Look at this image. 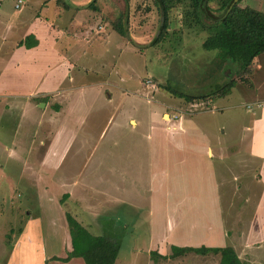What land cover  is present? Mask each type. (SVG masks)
Masks as SVG:
<instances>
[{"label":"crops","instance_id":"obj_1","mask_svg":"<svg viewBox=\"0 0 264 264\" xmlns=\"http://www.w3.org/2000/svg\"><path fill=\"white\" fill-rule=\"evenodd\" d=\"M15 1L12 0L15 11L12 8L8 12L3 9L0 0V159L3 154L9 157L14 163L13 170L17 177H24L25 181L30 180V189L37 204L28 211L26 222L24 221L23 229L17 237L5 241L3 236H0V264H23L25 249L34 256V264H80L74 260L76 256L70 257L66 262L50 260L52 255L64 257L70 249L68 225L64 216L68 199L73 204L71 197L80 198L74 199L75 211L72 213L89 218L87 222L78 218L81 219L78 220L80 223L85 222L86 228L88 223L96 220L95 213L107 214L111 207L118 203L138 209L147 210L148 207L153 215V199L156 201L154 186H149L147 205L139 207L130 201L121 200L118 195L106 197L110 193L106 194V190L99 186L92 188V192L84 193L80 187H87L88 180L79 176L86 161L92 158L97 164L93 167L94 175L90 176L91 178L99 176L101 165H104V170L108 172L116 169L113 163H107L108 160L99 156L98 151L104 144L99 143L97 139L108 122L112 121L115 110L119 108L114 104V94L117 93L120 100L122 97L128 99L124 83H127L131 76L128 75L130 64L121 57L127 53L139 56L146 47L141 50L138 46L146 42H141L138 35L130 32L129 19L127 26L124 24L129 30V40L121 41V34L113 28V21L120 17L123 8L122 0H112L116 8L109 7L106 0H101L98 5L94 3L96 16L77 10L88 7L89 0H67L70 4L68 8L58 6L55 0H20L19 6L14 7ZM26 6L30 7L27 13L22 10L19 12L18 9ZM87 16L93 17V23ZM97 16L99 20H96ZM126 16L123 14L121 20ZM103 20L109 21V29H103ZM29 34L34 35V45L25 47L24 44L18 43ZM256 57L257 55L253 57L251 64L255 69L259 66ZM149 82L152 84L154 81L149 79ZM255 96L247 102V106L254 103L260 111L252 123V126L255 125V137L251 140L253 158L250 160L260 159L257 160L259 164L255 168L258 177L257 188L247 187L249 197L247 196L246 200H249V205H253L256 211L263 206L264 197V139L256 138L262 130L264 131V93ZM211 99L207 102H211ZM169 104L171 105V101ZM161 117L160 111V119ZM170 118L167 117V122H163V125L150 126L149 133L156 130L152 144H148L152 159L149 160L152 165L151 181H160L159 177L166 175L172 158L179 154L181 160L187 161L186 168L184 166L181 169V176H184V172L192 173L191 171L200 169V166H193L191 159L199 164L203 162L202 171L205 170L206 175L211 176L213 166L211 168L210 163L223 158L215 157L220 155L218 150L222 151L223 147L232 145V142L213 143L211 136L200 124L182 120L168 123ZM172 118H176L175 114H172ZM122 119H118L119 126L123 125ZM124 122L127 131L136 129L138 123L132 114H125ZM191 131L194 133L191 134ZM163 132L166 134V140L159 139ZM254 144L258 147L255 148ZM113 145L114 142L110 141L105 147L111 149ZM65 162L67 165L77 163L74 166L81 167L59 172ZM59 174L64 185L59 183ZM51 183H54V188L58 185L59 192L64 189L63 192L67 194L64 203L57 198L60 194L56 195L57 192L51 187ZM74 185H78L79 192H73ZM183 188L181 204L175 200L174 206H171V214H168L172 215V221H166L168 226L156 244L159 247L158 253H165L170 243L194 246L226 244L234 249L241 260L247 261V248L250 244L260 241L264 232L253 226L256 216L250 220L243 219L237 232L232 229L233 221L221 215L220 208H234L235 203L230 196L236 193V189L232 186L226 189L227 191L221 190L219 186L215 188L213 203L218 207L220 219L212 225L203 223L197 215L187 212L188 208L196 209L198 200L189 194H183ZM226 194L230 196L222 197ZM81 197H87L85 203L91 205H85ZM52 199L56 203L51 202ZM91 199L94 201L91 202ZM243 200L244 198H239L240 202ZM43 227L45 235L42 233ZM44 236L48 237L46 242ZM51 240L57 244L61 242L58 254L48 251L52 250L47 247Z\"/></svg>","mask_w":264,"mask_h":264},{"label":"rangeland","instance_id":"obj_2","mask_svg":"<svg viewBox=\"0 0 264 264\" xmlns=\"http://www.w3.org/2000/svg\"><path fill=\"white\" fill-rule=\"evenodd\" d=\"M1 1L3 9L10 12L13 8L12 0ZM106 1L110 5L109 7H117L112 0ZM122 1L123 8L120 11V17L123 14L127 15L130 32L138 35L141 42H146L138 47L141 50H143V47L146 48L139 56L127 53L121 57L130 64L128 75L131 76L129 81L124 83V87L127 88L128 99L122 97L120 100L118 94H114V104H117L116 106H119V108L115 110L112 121L108 122L105 130L97 139L99 143L104 144L101 147L102 149L98 151L99 156L108 160L107 163H113L116 169L108 172L104 170L105 166L101 165L99 166L101 169L98 173L99 176L95 175L91 178L90 176L94 175L93 167L97 162L94 158L89 159L79 175L82 178H87L88 186H81L80 189L87 193L92 192V188L95 186H99L106 190L104 191L106 194L110 193L106 197L118 195L123 201H130L136 206L144 207L148 203L149 186L151 188L154 186L156 192L153 194L157 202L153 199V215L150 214L148 207L146 210L132 206L128 207L123 203L114 204L107 214L95 213L99 223H97L95 217L96 220L87 224V229L91 233L100 231L108 235L117 244V254L113 264H216L217 259L211 256V253L205 255L185 253L152 260L149 251H159L156 244L168 226L166 221H172L171 206H174L175 200L181 204V189L183 187V194H189L198 200V204L195 202L196 209L193 210V207H191L188 208L187 212L197 215L203 223L214 225L213 223L220 219V214L217 211L218 207L213 203L216 194L215 188L219 186L221 190L227 191L226 189H230L232 186L236 189V193L231 196L226 194L222 197L230 196L235 203L234 208L232 210L220 208L221 215L230 218L229 221H233L232 229H236L237 232L241 228L243 219L248 218L250 220L256 216L253 226H257L259 231L264 232V197L262 199L263 206L256 209V211L253 205H249V200H246L247 196L249 197L247 187L257 188L258 177L255 168L258 167L259 162L257 160L260 159L250 160V158H253L251 140L255 137V125L252 126V123L260 111L254 103L247 106V102L256 97L255 94L264 93V51L257 54L258 68L255 69L250 65L244 74L246 76L244 80L236 78L229 93L212 97L211 102H207L208 99H196L187 102L181 97L173 96L161 85L166 82L183 92L204 93L214 85L228 78H233L235 64L227 61V63L224 62L219 65V60L216 57L214 59V56H216L214 50L205 49L201 45V41L207 35V30L198 29L193 24L187 27L181 22L180 12L185 4L184 0L180 4L175 3L168 9L167 26L171 33H168L165 38L156 44L149 42V39L153 38L159 29L161 17V13L156 10L154 1ZM100 2L101 0L94 1L96 5ZM15 3H17V0L14 2V7H18L19 2L16 6ZM206 3V13L217 15L221 12V9L217 6V0H207ZM237 5H248L264 12V0H239ZM29 8V6H26L18 10L27 13ZM14 9L13 11H15ZM95 9L96 7H86L77 10L81 13L85 12L96 16ZM102 11L106 12V10ZM88 18L93 23V17ZM98 18L97 16L96 20ZM102 27L104 30L109 29V21L103 20ZM180 29V33L173 31ZM119 38L121 41L129 40L127 35H119ZM142 63L144 64L142 65ZM134 72L137 74L135 75ZM148 74L150 75L148 76ZM141 76L145 77L141 78ZM145 79H152L154 82L150 84V82H145ZM169 101H171V105ZM160 111L162 113L161 119ZM125 114H132L133 118L138 121L136 129L126 130L124 127ZM172 114H175L176 118H172ZM121 117L123 118V125L119 126L118 121L120 120L118 119ZM167 117H171L168 123L181 122L182 120L187 123L200 124L211 136L213 143L215 141L232 142V145L223 147L224 154L218 150L217 153L220 155H215V157L221 156L223 158L215 160V163H210V167L213 166L211 176L206 175L205 170L202 171L204 169L203 162L199 164L193 159H191L193 166H200V169L191 171L192 173L184 172V176H181V169L184 166L186 168L187 161L181 160L179 154L177 157L172 158L166 175L159 177L161 182L159 180H156V182L151 181L152 165L149 160L152 161V159L148 144H152L156 130L149 133L150 126L163 125V122H167ZM131 125L133 124L131 123ZM193 133L191 131V134ZM166 138L165 132L161 133L159 139L166 140ZM256 138L263 140L264 131L262 130ZM110 141H113L114 145L111 149H106L105 146ZM254 147L257 148V144H254ZM202 155L206 157L204 154ZM248 160L250 161L248 162ZM10 162L11 159L3 154L0 159V236H3L2 239L5 241L14 239L19 235V232L23 229L22 226L26 222L25 218L29 214L28 211L37 204L36 197L30 189L32 183L30 180L25 181L24 177H17L15 170H13L14 163ZM74 164L67 165L66 162L63 163L59 172L81 167L74 166ZM21 176L23 175L21 174ZM57 177L60 178L59 183L64 185L61 174ZM51 185L54 188V183H51ZM72 190L74 193L79 192L78 185L72 186ZM54 191L57 192L56 195L60 194L57 197L59 199L62 196L61 193H64V189L58 191V185L54 188ZM252 196H254L253 193ZM75 198L80 199L78 196L71 197L73 204L68 199L67 209L64 206L63 209L72 214L75 219L80 221L84 219L87 222L89 218L82 214L72 213L75 211L73 208ZM239 198H244L243 202H240ZM65 199L63 198L61 202L64 203ZM86 200L87 197H81V201L90 206L91 204L85 203ZM90 201L94 200L91 199ZM51 202L56 203L53 199ZM84 221L81 223L86 228ZM174 221H176V218ZM42 231L45 235L44 227ZM44 238L46 242L48 237L44 236ZM61 246V242L57 244L52 240L47 245L48 248H52L48 251L56 254L60 251ZM165 252L169 253V247L166 248ZM245 254L249 263L264 264V236L260 241L250 244ZM74 260L84 264L79 256H76ZM45 261L46 259L44 263ZM22 262L23 264H34L35 262L34 256L28 249H25Z\"/></svg>","mask_w":264,"mask_h":264},{"label":"trees","instance_id":"obj_3","mask_svg":"<svg viewBox=\"0 0 264 264\" xmlns=\"http://www.w3.org/2000/svg\"><path fill=\"white\" fill-rule=\"evenodd\" d=\"M95 0H89L88 7H94ZM158 13H161L159 29L149 42L153 44L160 42L167 36L169 32L167 26V11L175 3H182L183 0H153ZM203 0H184L185 4L181 10V22L190 27L197 26L198 29L207 30V35L201 41V45L205 49L214 50L219 60V65L230 61L235 64V72L233 78H228L207 90L204 93H189L176 89L172 84L163 83L161 85L166 91L175 97H181L185 101L190 102L196 99H209L212 97L223 96L230 91L234 85L236 78L244 80V74L250 67L253 57L264 51V12L256 10L248 5L238 6L236 0L228 11L221 16L231 0H217L218 8L221 12L217 15L206 13L207 0L202 5ZM58 6L68 8L67 0H55ZM124 18V17H123ZM127 23V17L121 20L117 17L113 21V28L121 35L128 34V28L124 27ZM180 33V30H173ZM131 41V40H130ZM18 43L24 44L25 47L32 46L36 43L32 34L27 35ZM214 79V78H213ZM67 194L64 192L60 198V202ZM65 220H67V230L69 235L70 249L66 251L64 257H56L52 255L51 259L66 262L72 256L81 257L84 264H113L117 254V244L108 235L104 233H91L84 227L72 214L65 211ZM169 253H158L150 250L151 259L173 257L183 255L185 253H195L205 255L211 253L217 261L216 264H261L248 263L241 260L230 245H177L168 244Z\"/></svg>","mask_w":264,"mask_h":264},{"label":"water","instance_id":"obj_4","mask_svg":"<svg viewBox=\"0 0 264 264\" xmlns=\"http://www.w3.org/2000/svg\"><path fill=\"white\" fill-rule=\"evenodd\" d=\"M205 1H206V0H203V1H202V5H204ZM235 1H236V0H231V1H230L229 5L226 7V9H225L224 12L221 14V16H223V15L228 11V9L231 7V5H232Z\"/></svg>","mask_w":264,"mask_h":264},{"label":"built area","instance_id":"obj_5","mask_svg":"<svg viewBox=\"0 0 264 264\" xmlns=\"http://www.w3.org/2000/svg\"><path fill=\"white\" fill-rule=\"evenodd\" d=\"M20 2V0H17V3ZM17 3H15V6L17 5ZM145 82H149V79H145Z\"/></svg>","mask_w":264,"mask_h":264}]
</instances>
